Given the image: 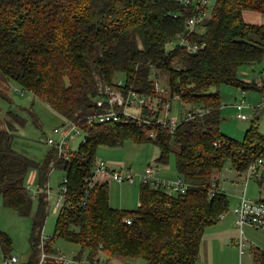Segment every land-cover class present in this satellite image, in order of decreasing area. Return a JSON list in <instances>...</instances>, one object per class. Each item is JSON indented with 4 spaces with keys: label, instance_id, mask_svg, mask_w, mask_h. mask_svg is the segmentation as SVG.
<instances>
[{
    "label": "trees",
    "instance_id": "trees-1",
    "mask_svg": "<svg viewBox=\"0 0 264 264\" xmlns=\"http://www.w3.org/2000/svg\"><path fill=\"white\" fill-rule=\"evenodd\" d=\"M245 11L264 13V0H216L211 14L191 31L187 20L194 8L179 0H0V79L15 81L23 88L16 89L19 94L32 92L66 123L76 122L87 132L67 156L60 157L54 146L38 161L13 146L15 122L24 123L17 114H10L7 129H0V195L5 206L33 218L32 255L26 264L37 262L50 208L46 188L52 163L65 171L61 185L67 191L44 262L60 259L53 240L61 237L81 247L73 264L95 259L109 264L118 255L142 257L147 264H199L206 229L231 205L214 182L215 172L230 161L244 173L264 156V133L256 119L241 140L221 132L222 96L219 90L211 92L213 86L231 84L264 96V78L259 86L258 75L245 80L238 74L242 65L264 60V23L247 21ZM183 37L199 47L197 52L180 44ZM120 75L126 86L151 100L147 111L160 113L163 103L177 98L185 111L201 107L206 112L183 120L174 132L135 121L91 123L87 117L102 108L97 105L101 84L113 85ZM158 77L167 79L164 93L155 88ZM0 95L5 96L1 86ZM128 140L155 143L159 164H168L179 145L175 166L186 191L142 183L136 209L111 206L108 182L94 179L98 148ZM34 170L39 197L33 213L27 179ZM0 242L12 246L1 228ZM254 256L264 264V250H255Z\"/></svg>",
    "mask_w": 264,
    "mask_h": 264
},
{
    "label": "rangeland",
    "instance_id": "rangeland-1",
    "mask_svg": "<svg viewBox=\"0 0 264 264\" xmlns=\"http://www.w3.org/2000/svg\"><path fill=\"white\" fill-rule=\"evenodd\" d=\"M212 1L215 2L216 0ZM244 16L247 21L264 23V13L245 11ZM175 43L176 41L170 43L169 47L172 48ZM254 73L258 75V79L263 76L264 60L261 62L244 64L238 70L239 76L245 80H251ZM119 79H123V76L120 75ZM156 80H158L160 84L167 86L166 78L158 77ZM0 86L5 93V96L0 95V129L8 128V122L11 121L10 114H17L24 123L21 125L15 122V124H17V130L14 131V148L35 160L43 161L48 152L54 147L44 139L59 137V133L55 132V128L63 129L65 127L66 121L64 117L55 111L45 100L37 97L32 92L25 90L24 94H19L16 89L23 88L15 81L3 75H1ZM217 90L220 91L223 101L220 122L221 132L241 140L247 128L251 125L252 120L256 119L259 123L260 131L264 133V96L262 93L255 89L246 90V102L250 103L253 108L244 109L243 112L247 114L249 118L242 119L238 117L239 110L236 107V104H238L242 98L241 88L231 84H221L219 87L213 86L211 88V92ZM179 104L180 102H177V106H179ZM186 107H188V105H186ZM83 139L84 135H79L71 139L68 150H75L78 148ZM178 149L179 145H175L168 164H159L157 161L159 147L155 143L137 144L132 140H128L120 146L100 145L97 152V161L103 160L119 170H129L134 173L143 172L149 164L153 166L157 165L158 167L164 166L162 170L165 168V165H167L170 167L169 174L173 175V172H175V174L178 173L175 166V151ZM65 174V171L56 168L54 163L50 165L47 184L51 191V205L40 238L47 239L48 236L54 234L58 214L54 212L53 206L56 199V191L60 189ZM96 179V181L101 180L102 182H108L111 206L116 208L121 207L122 209L137 208L134 202L129 200L128 197L126 201H123V199L124 196L128 195L130 190L132 191L140 186L139 182L135 184H122L114 180L110 174H97ZM216 180L221 190H225L229 195L231 205L229 211L226 213L225 219L224 217L221 218L216 224L225 225L223 228L226 231L222 232V234H214L212 231H207L204 237L200 253L202 264L206 261L218 264H257L254 252L259 248L264 250V232L252 226L245 225L244 232L247 239V246L244 249V253L240 256L238 246H234L233 242L230 240V238L238 237L240 234V228L236 224V216L232 211L238 205L244 192H246V197L249 200L264 201V177L262 179H251L247 181L246 174L237 171L232 166V163L227 161L222 170L215 172L214 182ZM27 181L28 185L30 184L29 188L31 194L39 192L36 179L31 182V178H28ZM33 200L32 212L34 213L37 208L38 198H33ZM32 222V215L24 216L17 210L5 206L2 196L0 195V228L7 232L12 238L11 247H5L0 242V264H4V254L6 251L9 252L10 255L18 257L19 260L17 264H26L29 261L32 255L30 242ZM220 237L221 241H217V238L219 239ZM53 247L57 251L56 254L63 253L70 259H73V257L81 251V247L78 244L61 237H57L53 240ZM232 247H234L235 250ZM213 252L214 255L212 256ZM86 255L87 251L83 253L84 257ZM36 259L37 262L32 264H49L50 262L49 258L44 262L42 239L39 244V252L36 255ZM54 263L61 264V261L56 258ZM109 264H147V261L142 257L132 258L118 255L112 257Z\"/></svg>",
    "mask_w": 264,
    "mask_h": 264
},
{
    "label": "built area",
    "instance_id": "built-area-1",
    "mask_svg": "<svg viewBox=\"0 0 264 264\" xmlns=\"http://www.w3.org/2000/svg\"><path fill=\"white\" fill-rule=\"evenodd\" d=\"M184 6L188 8H194V15L187 20L188 28L192 31L196 29L197 24H199L205 17H208L214 7L215 2L212 0H179ZM180 44L187 47L189 52H197L199 47L197 45H192L186 38L180 39ZM263 76L258 80V85L262 86ZM155 88L158 92L164 93L166 91L165 87L158 82H155ZM101 98L97 99V105L102 107L101 111L96 114L89 115L87 117L88 121L95 123H109V122H121V121H135L139 125L148 124L149 126H160L163 130L169 129L174 132L178 125L181 124L183 120H188L196 115H202L206 112L201 107H197L194 110H183L182 105L177 106V98L173 101H166L162 104L160 108V113H156L155 110L151 109L147 111V107L151 105V100L148 99L146 95L140 94L133 86H126L123 79H117L115 83L101 84ZM245 90L241 91V100L236 104L238 112V117L242 119H248L249 116L243 112L244 109L253 107L250 103L246 102ZM264 101V99H263ZM154 108V107H153ZM255 109V108H254ZM55 132L59 133L58 138H46L44 139L47 143L55 146L58 149L59 156H67L68 146L70 140L76 136L84 135L86 138L87 132L76 122H67L63 129L55 128ZM155 132H151V136H154ZM156 167L148 165L145 170L141 173H134L132 171H124L122 169L112 168L105 161H97L94 167V174L96 178L97 174H110L114 180L120 183H131L136 182L150 183L155 188L161 187L169 190L170 192H185L187 185L184 182L182 176L176 180H168L159 178L156 176ZM246 174L247 181L251 179H262L264 177V156H260L253 160L247 170L244 172ZM66 181V176L64 177ZM30 185V184H29ZM28 185V186H29ZM60 189L56 191V199L54 202L53 210L54 212H59L66 199V185H60ZM247 187V184H246ZM245 187V190H246ZM30 189V188H29ZM50 188L47 186L46 194L50 202ZM33 198L39 197V192L31 194ZM236 215V224L240 228V234L236 239L235 243L239 248L240 255L244 253V249L247 246V239L245 237L244 226L249 225L257 230L264 232V201L249 200L246 197V192L243 193L238 205L232 211ZM226 213L222 214L220 218H223ZM127 223H130V219H126ZM48 236L47 239H42L43 246V257H45V248L47 242L51 239ZM59 258L66 263L73 264L76 260L66 257L64 254L59 255ZM18 257L14 255H7L4 257V264H17ZM84 264V261H82ZM85 264H104L103 261L98 262L97 259L94 261H88Z\"/></svg>",
    "mask_w": 264,
    "mask_h": 264
},
{
    "label": "crops",
    "instance_id": "crops-1",
    "mask_svg": "<svg viewBox=\"0 0 264 264\" xmlns=\"http://www.w3.org/2000/svg\"><path fill=\"white\" fill-rule=\"evenodd\" d=\"M247 98V97H246ZM108 165L110 166V167H112V168H115V167H113V166H111V164L110 163H108ZM149 165H151V164H149ZM153 166V165H152ZM156 168V176L157 177H159V178H163V179H169V180H176L178 177H179V174L177 173V174H175V172H173V175H170L169 174V172H170V167L169 166H167V165H165V168L162 170V167H164V166H155ZM162 170V171H161ZM31 178V182L32 181H35V179H36V170H34V171H31V174H30V176H29V179ZM96 179V178H95ZM97 180V179H96ZM100 180V179H99ZM101 181V180H100ZM102 182V181H101ZM125 183H127V182H124V183H122V184H125ZM130 184V183H129ZM124 187H125V185H124ZM129 190H130V188H129ZM225 191V190H224ZM127 197L129 198V200H131L132 202H134V205L135 206H138L139 205V187L138 188H135L134 190H130V192L128 193V195H126V196H124V199H123V201H126V199H127ZM110 201V200H109ZM119 208H121V207H119ZM122 209V208H121ZM234 214V213H233ZM236 216V215H235ZM225 217H226V215L224 216V219H225ZM221 219V218H220ZM219 222V221H218ZM217 224V223H216ZM216 224H214V225H216ZM214 225H212V226H209L207 229H206V231H205V234H204V237H205V235H206V233H207V231H212L214 234H222V232H224V231H226V230H224V226L225 225H223V224H218V225H216V226H214ZM220 232V233H219ZM204 237H203V240H204ZM238 237H232V238H230V240L233 242V245L235 246L236 245V243H235V241H236V239H237ZM218 240H220L221 241V237L218 239L217 238V241ZM203 242V241H202ZM222 244V243H221ZM224 244V243H223ZM201 246H202V244H201ZM234 250H235V248L234 247H232ZM239 250V249H238ZM240 252V251H239ZM200 253H201V251H200ZM214 255V252L212 253V256ZM241 256V255H240ZM213 259H214V257H213ZM210 262H205V263H203V264H209ZM199 264H202V260L200 259V256H199ZM210 264H218V263H210Z\"/></svg>",
    "mask_w": 264,
    "mask_h": 264
},
{
    "label": "water",
    "instance_id": "water-1",
    "mask_svg": "<svg viewBox=\"0 0 264 264\" xmlns=\"http://www.w3.org/2000/svg\"><path fill=\"white\" fill-rule=\"evenodd\" d=\"M256 75H257V74H256V73H254V75H253V76H254V77H256Z\"/></svg>",
    "mask_w": 264,
    "mask_h": 264
}]
</instances>
